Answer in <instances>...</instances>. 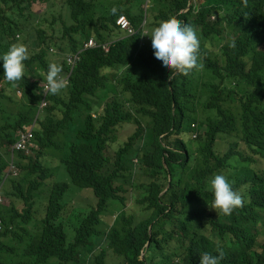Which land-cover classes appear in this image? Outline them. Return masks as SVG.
<instances>
[{"label":"clouds","instance_id":"1","mask_svg":"<svg viewBox=\"0 0 264 264\" xmlns=\"http://www.w3.org/2000/svg\"><path fill=\"white\" fill-rule=\"evenodd\" d=\"M218 2L243 24L264 18V0H0V264H221L232 222L264 228L254 181L238 172L264 187V66L252 80L251 65L226 59L228 25L193 17ZM125 40L135 55L112 52ZM88 147L103 168L96 190L63 163ZM206 166L211 197L162 226ZM57 180L70 188L52 216ZM253 250L264 253V234Z\"/></svg>","mask_w":264,"mask_h":264},{"label":"trees","instance_id":"2","mask_svg":"<svg viewBox=\"0 0 264 264\" xmlns=\"http://www.w3.org/2000/svg\"><path fill=\"white\" fill-rule=\"evenodd\" d=\"M164 6L166 7V5ZM178 8L179 6L173 7L170 5L168 8V12L173 13ZM191 9H194V7L191 6ZM191 13L192 11L190 10L188 15H190ZM210 13L216 16L214 20L215 23L220 24V22L223 21L228 25L227 28L230 35L227 34L229 40L227 41L225 49L230 54V56L226 59L233 63V65L236 64L237 66L240 65V62H247V65H251L248 76L252 80L260 83L263 80V76L258 66H264V59H259L254 51L264 53V18H261L253 23L251 22L243 24V18H239L241 17V14L239 13L236 5L223 2L215 3L211 8L206 10L199 9L196 13L194 11L193 17L199 15L202 19H208L205 15L209 16L211 15ZM212 29L215 30V25ZM233 42L235 43V47L231 46ZM111 49L113 53L120 52L124 56L131 57L132 55L136 54L138 45L135 41L125 40L116 43L111 47ZM231 66L232 65L229 64L222 68L215 67L213 71L216 76L223 79L224 77H226ZM90 154H96L95 147H88L87 152H84L83 150L79 152L78 150L76 151V153L65 155L63 157V163L65 165L66 172L69 175L70 181L73 184H75L77 187H93L96 190L97 185L100 184L101 180L104 177L102 173L103 168L102 166L98 165V162L100 163V160H96L97 162H95V159H90ZM226 158L228 159V153L226 154ZM213 160L222 162V158L218 155H215L213 157ZM239 165L240 163L237 162L235 168L239 167ZM209 169L210 167L206 166L201 170L196 169L192 173L193 179L197 180L196 189L194 191H186L184 193L183 199L179 198L180 200L175 201L172 204L170 211L165 215V218L161 222L162 226L174 224L176 225L174 227L177 228L181 226V224H186L187 213L183 208V203L198 196H205L206 198L211 197V194L208 190L209 187L201 189L199 186L200 180H202L203 178L209 179L207 178L209 174L207 171ZM238 172L239 174L246 175L253 179L255 184L254 199L261 208H264L263 185L254 179V175L249 167L243 166V168H240ZM54 175L59 179L63 178L62 174H53L46 177H53ZM234 178L236 185H238L239 177L235 176ZM62 180H57L54 186L51 187L53 193L51 195V203H49V205H51L52 216H55L61 212L64 204L60 199L62 198V195H65L69 191L70 188L69 184ZM231 184L233 189L235 190V185H233V183ZM20 193H22L21 188L16 189L15 192L12 193V195L15 196ZM255 201L253 200V203H255ZM237 211L240 212V209H238ZM238 216L239 215H234V218H237ZM258 221L259 219H253L250 216H244L243 224L232 222V229L230 233L233 238L232 240H225L224 242V256L221 264H264V253H256V251L253 250L254 241L257 240L260 234H264V228H261L258 225ZM90 222L92 224H96V221L94 219H90ZM82 223L85 224L86 220L82 219ZM88 223L89 220H87V224ZM239 232L245 233L247 234V236H241ZM178 243H180V240H178ZM242 247L244 248L241 253ZM174 250H168L169 254H166V256H168L167 261L171 260L170 255L173 256L174 259L179 258V255ZM175 264H184V261L179 259L177 262H175Z\"/></svg>","mask_w":264,"mask_h":264},{"label":"rangeland","instance_id":"3","mask_svg":"<svg viewBox=\"0 0 264 264\" xmlns=\"http://www.w3.org/2000/svg\"><path fill=\"white\" fill-rule=\"evenodd\" d=\"M78 198V197H77Z\"/></svg>","mask_w":264,"mask_h":264}]
</instances>
